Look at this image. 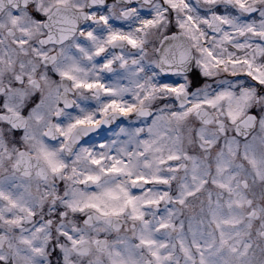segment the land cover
Instances as JSON below:
<instances>
[{"label":"snow or ice","instance_id":"obj_1","mask_svg":"<svg viewBox=\"0 0 264 264\" xmlns=\"http://www.w3.org/2000/svg\"><path fill=\"white\" fill-rule=\"evenodd\" d=\"M262 245L264 0H0V264Z\"/></svg>","mask_w":264,"mask_h":264},{"label":"rangeland","instance_id":"obj_2","mask_svg":"<svg viewBox=\"0 0 264 264\" xmlns=\"http://www.w3.org/2000/svg\"><path fill=\"white\" fill-rule=\"evenodd\" d=\"M198 210H199V206L197 205V207H196V209H195L194 211L198 212ZM262 247H264V245H262ZM257 255H258V256L261 255V254L259 253V251H257Z\"/></svg>","mask_w":264,"mask_h":264}]
</instances>
